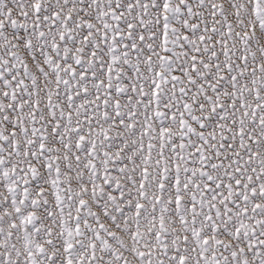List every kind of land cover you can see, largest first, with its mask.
Listing matches in <instances>:
<instances>
[{"label": "snow or ice", "instance_id": "6c2138e0", "mask_svg": "<svg viewBox=\"0 0 264 264\" xmlns=\"http://www.w3.org/2000/svg\"><path fill=\"white\" fill-rule=\"evenodd\" d=\"M0 264H264V0H0Z\"/></svg>", "mask_w": 264, "mask_h": 264}]
</instances>
